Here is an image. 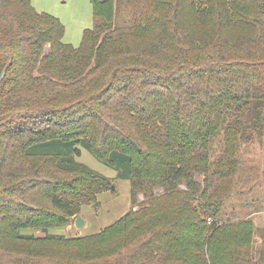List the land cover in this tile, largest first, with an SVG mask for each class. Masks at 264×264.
<instances>
[{"label": "trees", "instance_id": "trees-1", "mask_svg": "<svg viewBox=\"0 0 264 264\" xmlns=\"http://www.w3.org/2000/svg\"><path fill=\"white\" fill-rule=\"evenodd\" d=\"M124 1L117 25L120 0H91L75 47L31 0H0V264H264L253 220L219 223L225 191L208 194L264 133V0ZM79 145L129 179L132 204L97 233L49 235L112 187Z\"/></svg>", "mask_w": 264, "mask_h": 264}, {"label": "rangeland", "instance_id": "rangeland-1", "mask_svg": "<svg viewBox=\"0 0 264 264\" xmlns=\"http://www.w3.org/2000/svg\"><path fill=\"white\" fill-rule=\"evenodd\" d=\"M31 4L37 11L57 17L64 25L62 40L75 47L80 44L84 29L92 26L91 0H31ZM129 19L130 8L126 1L120 0L115 22L117 25H126ZM203 19L212 21L211 16ZM228 34H232V29L229 28ZM78 148L80 154L74 156L75 160L108 178L112 187L99 192L94 203L81 205L78 215L84 219L83 226H75L73 219L64 227L49 228L47 230L49 235L71 238L97 233L115 222L131 207L129 179L118 176L115 168L98 161L86 147L79 145ZM223 148V130L220 129L211 140V168L222 154ZM232 159L235 164L232 173L226 178L211 177L208 194L213 189L225 191L220 212L215 217L219 223H234L248 218L253 220L255 230L252 244L253 253L256 256L264 238L259 236L260 229L264 228V133L259 138L254 132L249 141L241 142ZM197 178L202 183L204 176L200 174ZM179 189H186L184 183L180 184ZM155 193L161 194V188L156 189ZM143 198L141 193L135 195L133 210L137 209V203ZM209 217L212 218L207 216V223L210 220ZM21 232H34L36 236L44 235L41 231L31 229H22Z\"/></svg>", "mask_w": 264, "mask_h": 264}, {"label": "water", "instance_id": "water-1", "mask_svg": "<svg viewBox=\"0 0 264 264\" xmlns=\"http://www.w3.org/2000/svg\"><path fill=\"white\" fill-rule=\"evenodd\" d=\"M84 224V219L80 215H76L74 217V225L77 227H81Z\"/></svg>", "mask_w": 264, "mask_h": 264}]
</instances>
